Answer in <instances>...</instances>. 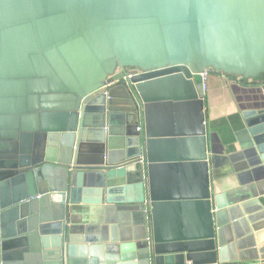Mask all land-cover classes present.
I'll list each match as a JSON object with an SVG mask.
<instances>
[{"label":"water","instance_id":"95a60500","mask_svg":"<svg viewBox=\"0 0 264 264\" xmlns=\"http://www.w3.org/2000/svg\"><path fill=\"white\" fill-rule=\"evenodd\" d=\"M263 72L264 0H0V264L264 260V83L236 187L205 104L208 74Z\"/></svg>","mask_w":264,"mask_h":264},{"label":"crops","instance_id":"0c3cea01","mask_svg":"<svg viewBox=\"0 0 264 264\" xmlns=\"http://www.w3.org/2000/svg\"><path fill=\"white\" fill-rule=\"evenodd\" d=\"M228 75L211 73L207 75L206 84V124L209 135V149L214 151L212 155H215L216 169L215 176L222 178V187L224 190L231 187L240 185L239 179L232 172L230 154L239 150V141L236 137V132H239L244 128V121L241 116V111L244 108H248L251 103V99L256 95L252 86L256 83H264L261 75L254 76H236L238 81L229 80ZM57 89H55L56 91ZM59 91V90H57ZM261 92V91H260ZM258 93V92H257ZM8 110L11 106H7ZM138 125L142 130V119L139 120ZM138 126V127H139ZM248 181V180H247ZM264 202V199H262ZM81 213L79 214V220L82 223L96 224L102 222V218L95 217L93 214L87 215L84 213L89 207L81 206ZM98 206H92V210H96ZM94 213V212H93ZM119 221L114 224L118 228ZM133 223V218L129 217L125 226H130ZM113 223H110L112 225ZM109 225V226H110ZM111 226L108 228L109 236L117 235ZM116 228V229H117ZM106 248L103 249L102 254L107 255ZM187 264H191L187 262ZM240 264H264V260H252L240 262Z\"/></svg>","mask_w":264,"mask_h":264},{"label":"built area","instance_id":"2783aa9c","mask_svg":"<svg viewBox=\"0 0 264 264\" xmlns=\"http://www.w3.org/2000/svg\"><path fill=\"white\" fill-rule=\"evenodd\" d=\"M125 72H126V76H127V77H131V76H133V75H135V74H140V73H141V71L133 70V69H131V68L126 69ZM138 130H141V127H140V126L138 127Z\"/></svg>","mask_w":264,"mask_h":264},{"label":"flooded vegetation","instance_id":"af4514ba","mask_svg":"<svg viewBox=\"0 0 264 264\" xmlns=\"http://www.w3.org/2000/svg\"><path fill=\"white\" fill-rule=\"evenodd\" d=\"M131 69H133V70H138V71H141V73H143L142 70H141L140 68H131Z\"/></svg>","mask_w":264,"mask_h":264},{"label":"rangeland","instance_id":"374dc122","mask_svg":"<svg viewBox=\"0 0 264 264\" xmlns=\"http://www.w3.org/2000/svg\"><path fill=\"white\" fill-rule=\"evenodd\" d=\"M260 75H261V76H262V78L264 79V72H263V73H261ZM262 81H264V80H262Z\"/></svg>","mask_w":264,"mask_h":264}]
</instances>
